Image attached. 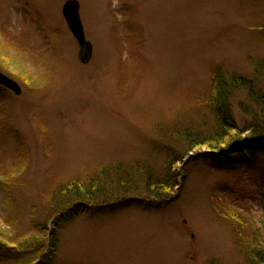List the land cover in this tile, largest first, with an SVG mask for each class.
<instances>
[{
  "label": "rangeland",
  "instance_id": "obj_1",
  "mask_svg": "<svg viewBox=\"0 0 264 264\" xmlns=\"http://www.w3.org/2000/svg\"><path fill=\"white\" fill-rule=\"evenodd\" d=\"M63 1L0 0V71L22 90L0 88L4 249L23 244L52 264H247L250 249L263 253L264 143L250 152L247 128L264 135V117L241 82L264 94V0H77L85 64ZM219 79L230 95L218 111ZM220 111L231 125L213 141ZM119 169L127 184L98 188ZM74 190L123 199L77 210ZM61 207L69 221L47 224Z\"/></svg>",
  "mask_w": 264,
  "mask_h": 264
},
{
  "label": "trees",
  "instance_id": "obj_2",
  "mask_svg": "<svg viewBox=\"0 0 264 264\" xmlns=\"http://www.w3.org/2000/svg\"><path fill=\"white\" fill-rule=\"evenodd\" d=\"M228 84V83H227ZM238 84V82L235 84L234 82H232L231 83V85L232 86H236ZM241 84H242V86H245V87H247V89L249 88L250 90H249V96H250V99H252V100H254V102L258 105V111H257V113H258V115H260V114H263V117H264V94H261V95H259V97L260 98H256V97H258L257 96V94H255L256 95V97H255V95L253 94V92H250L251 91V88L249 87L250 85H248V84H245V82H241ZM214 90H215V93H214V95H213V98H212V100H213V105L215 106V108H216V110H218L219 111V109H222L223 107H224V105H225V101L226 100H228V98H229V95H230V92H229V88L226 86V83H225V81L224 80H222V79H219V80H217V81H215V87H214ZM226 114H224V113H222L221 111L218 113V115H217V123H218V125H219V129L217 130L218 131V133L214 136V138H212V140L213 141H216L217 140V137H219L220 138V136L221 135H219V130H221L222 131V133H223V131H227L228 130V128H229V125H231L230 124V120L225 116ZM262 124H264V122L262 123ZM262 127V126H261ZM249 131H250V138H249V140H248V146L250 147H252V148H250L249 150H250V152H253V151H260L259 150V148L257 147V145L254 143L255 142V138H256V140L258 141V140H260V141H262L263 143H264V135H263V131H261V129L259 130L258 128H256L254 125H251V126H249L248 128H247ZM264 130V129H263ZM223 136H224V134H223ZM253 142V143H252ZM195 145H200V142H197ZM247 146V147H248ZM255 147V148H254ZM238 149L240 150L241 148H240V146L238 147ZM262 150H264V147L262 148ZM235 151V150H234ZM234 151H229V153L231 154V155H228V157H235L234 155L235 154H233L234 153ZM224 155V154H223ZM225 155H226V153H225ZM172 160H169L170 162H171V164L174 162V161H177V160H179V158L177 157V158H171ZM248 159V158H247ZM170 164V165H171ZM121 166H123V165H120L119 164V168H121V169H123L124 170V168H122ZM121 169H119V172H115L114 174H110L109 175V177H108V179H105L106 178V175L105 176H103V178H101L100 180L98 179V181L96 182V185L98 186V188H100L101 190H102V188H101V185L103 186L104 184H106V183H108V182H112V183H114V184H116V185H123V183H128L130 180H131V175H130V173L129 174H127V173H123V171L121 170ZM169 170H171L170 169V166H169V168H168ZM123 175H122V174ZM174 175L173 174H171V178H172V180H175V178L173 177ZM107 180H108V182H107ZM92 181H90V182H88V183H91ZM164 183V182H163ZM172 182H169V183H166L165 182V184H163L165 187H167V186H170V184H171ZM91 185V184H90ZM92 185H94V184H92ZM91 185V186H92ZM147 185L148 186H155V185H157V182L155 181V180H151V178L149 179L148 178V180H147ZM90 186V187H91ZM90 190V189H89ZM86 191V192H84L83 194H75L76 192H75V190H74V192H72L71 194H72V196L74 197V200H77V201H80V202H88V201H95L96 199H95V196H93V195H95L94 193H92L91 191ZM116 190H117V188H116ZM124 191H128V190H124ZM112 193H116V192H112ZM63 207H61L60 208V210L59 211H63ZM53 213H55L54 211L52 212V214ZM63 220L62 218H59L58 220ZM65 221V220H64ZM43 233H45V232H43ZM42 239H43V237H42ZM23 244H21V245H17V246H20V249H15V252L17 253V254H24L25 252H26V250H27V248L25 247V246H22ZM256 250L254 249L253 250V248L252 249H250V258H246L247 259V261H248V263L247 264H256L255 263V259H257V260H259L260 262L259 263H264V250H263V253H262V250H257V252H255ZM257 257V258H256Z\"/></svg>",
  "mask_w": 264,
  "mask_h": 264
},
{
  "label": "water",
  "instance_id": "obj_3",
  "mask_svg": "<svg viewBox=\"0 0 264 264\" xmlns=\"http://www.w3.org/2000/svg\"><path fill=\"white\" fill-rule=\"evenodd\" d=\"M77 10H78V5H77L76 1L68 0L67 2H65L64 8H63L64 16H65V19L67 21V24H68L70 31L72 32L73 36L75 37V39L78 42V45L80 46V48H82V49L84 48V50L86 51L84 56L81 57V61L85 62L89 58V53L91 51V47H90L89 43L87 41H85L80 20L74 14V13H77ZM0 80H1L0 83L9 87L10 89H13V91H15V93L20 92L19 87H17L15 85V83L10 81L6 77L4 79H0Z\"/></svg>",
  "mask_w": 264,
  "mask_h": 264
},
{
  "label": "bare ground",
  "instance_id": "obj_4",
  "mask_svg": "<svg viewBox=\"0 0 264 264\" xmlns=\"http://www.w3.org/2000/svg\"><path fill=\"white\" fill-rule=\"evenodd\" d=\"M67 1H68V0H67ZM67 1H66V2H67ZM63 2H64V1H63ZM63 2H62V3H63ZM61 7L64 8V4H63ZM69 12H70V11H69ZM74 14L78 17V19L80 18L79 10H77V13H74ZM4 78H5V77L2 76L1 73H0V79H4ZM7 79H8V78H7ZM9 80L13 82V80H11V79H9ZM0 81H1V80H0ZM13 83H15V82H13ZM15 85H16L17 87L20 88L19 83H15ZM11 90H13V89H11ZM76 209H77V210H80L81 207H76ZM63 212H64V211H63ZM62 219L66 221V219H68V218H67V214H64L63 217H62ZM68 221H69V219H68Z\"/></svg>",
  "mask_w": 264,
  "mask_h": 264
}]
</instances>
